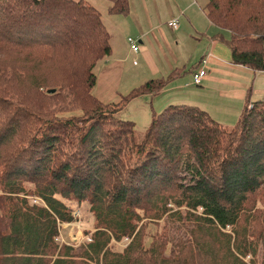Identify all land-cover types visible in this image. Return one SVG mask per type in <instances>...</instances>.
I'll return each instance as SVG.
<instances>
[{
  "label": "trees",
  "instance_id": "trees-1",
  "mask_svg": "<svg viewBox=\"0 0 264 264\" xmlns=\"http://www.w3.org/2000/svg\"><path fill=\"white\" fill-rule=\"evenodd\" d=\"M111 1V12L128 11V0ZM204 10L228 33L232 62L263 72L264 0H207ZM111 52L89 2L0 0V264H253L264 98L248 94L232 128L170 104L138 138L136 122L117 115L167 82L103 101L98 66ZM71 202H88L95 218L79 248L57 240L75 220Z\"/></svg>",
  "mask_w": 264,
  "mask_h": 264
},
{
  "label": "crops",
  "instance_id": "crops-1",
  "mask_svg": "<svg viewBox=\"0 0 264 264\" xmlns=\"http://www.w3.org/2000/svg\"><path fill=\"white\" fill-rule=\"evenodd\" d=\"M84 1L101 11L110 33L112 52L98 66L95 89L103 101H118L154 79L167 83L159 91L139 95L127 105L146 102L150 106V118L152 110L160 111L170 104H189V98H203L204 104L217 108L219 105L236 108V101H241V112L248 94L251 101L264 98V84L253 88L255 79L264 71L254 72L232 62L224 40L227 36H221V30L209 20L198 0H128L126 13L111 12V0ZM172 19H178L177 29L168 25ZM201 23L206 28L200 27ZM128 37L138 41V53L132 52ZM204 57H208V74L199 92L193 74ZM190 105L199 106L196 101ZM240 114H232V118L238 120ZM135 116L131 114L133 120Z\"/></svg>",
  "mask_w": 264,
  "mask_h": 264
},
{
  "label": "rangeland",
  "instance_id": "rangeland-1",
  "mask_svg": "<svg viewBox=\"0 0 264 264\" xmlns=\"http://www.w3.org/2000/svg\"><path fill=\"white\" fill-rule=\"evenodd\" d=\"M198 2L201 5L203 4L202 6H205V3L207 2V0H198ZM200 27L206 28V26L204 24L202 25V23ZM225 35L228 37L227 32L225 33ZM198 38H201V37L198 35ZM114 44L115 43H113V45ZM255 81L256 83L253 85V88H256L257 86L259 87V85H263L264 84V74L257 76ZM250 84L251 82H249V85ZM199 86H201V84L198 85V91L202 92L201 91L202 87H199ZM256 97L257 96H255L254 98ZM195 101L198 102V105L200 107H204V109L208 111L217 122H219L220 124H222L223 126L227 128H232L237 121V118H234V117L232 118V114L239 115L241 112L242 102L236 101L234 99L232 101L233 102L236 101L237 103L236 108H235V105L232 107H229L226 105L225 106L219 105L220 107L217 108L210 104H204L206 102H204L203 98H201V100L200 99L194 100L192 98H189L187 102L189 104H192ZM149 108L150 106L147 105L146 102L142 101L141 103H138L136 105L134 104L129 105L127 109H125L124 111H121L117 116L125 118V119H130L131 114H136L137 116H135L136 118L134 120L136 122V136L140 138L150 123L151 118L149 117V113H150ZM155 108L159 109L157 106ZM223 119L228 120V122H224ZM71 205L74 208L73 216L75 217V220L72 222L62 224V231L57 240L59 241L60 244L69 243L73 245L74 247L79 248L80 244L90 241L89 232L95 228V218L90 210V205L88 202H84L82 204L71 202ZM260 209H264L263 203L260 204ZM178 224L180 223L178 222ZM226 231L231 232V227L227 228ZM173 234L175 236L176 234H180L179 237H182L181 235L184 234V230L177 229L173 232ZM262 236L263 234L261 235L258 232L251 239L255 244L254 246H257V253L255 255L250 254L245 259L248 261L252 260L253 264H264V236L263 237ZM150 241L151 239L148 238L147 243H149ZM129 243H130V239L125 238L119 242H116L115 247L122 250L125 248V246H128Z\"/></svg>",
  "mask_w": 264,
  "mask_h": 264
},
{
  "label": "built area",
  "instance_id": "built-area-1",
  "mask_svg": "<svg viewBox=\"0 0 264 264\" xmlns=\"http://www.w3.org/2000/svg\"><path fill=\"white\" fill-rule=\"evenodd\" d=\"M168 25L174 29H177L179 27L178 19H172V20L168 21ZM128 43L130 45L132 52H134V53L139 52L140 45L135 38L128 37ZM134 63L136 64L137 61L134 60ZM207 65H208V57H204L201 60L200 65L198 66V68L196 69V71L193 74L194 84L199 85L203 82V80L205 79V77L208 74ZM249 106H251V104Z\"/></svg>",
  "mask_w": 264,
  "mask_h": 264
},
{
  "label": "water",
  "instance_id": "water-1",
  "mask_svg": "<svg viewBox=\"0 0 264 264\" xmlns=\"http://www.w3.org/2000/svg\"><path fill=\"white\" fill-rule=\"evenodd\" d=\"M51 92H53L54 91V89H52V90H50Z\"/></svg>",
  "mask_w": 264,
  "mask_h": 264
}]
</instances>
